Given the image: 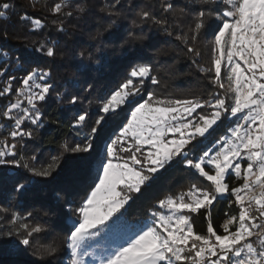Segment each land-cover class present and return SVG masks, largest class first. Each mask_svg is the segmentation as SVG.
Returning <instances> with one entry per match:
<instances>
[{
  "label": "snow or ice",
  "instance_id": "1",
  "mask_svg": "<svg viewBox=\"0 0 264 264\" xmlns=\"http://www.w3.org/2000/svg\"><path fill=\"white\" fill-rule=\"evenodd\" d=\"M225 2L228 7L221 8ZM10 7L9 3H3L0 18L6 17ZM65 7L67 5L56 3L51 11L59 15ZM123 8V0H111L110 5L100 10L115 16ZM161 8L165 13H172L176 5L165 0ZM76 10L91 14V8L82 5H77ZM180 11L185 9L180 8ZM63 14L71 17L73 11ZM213 15L218 23L206 24ZM140 16L144 20H155L148 11H142ZM20 19L31 18L21 16ZM195 21L192 38H198L201 29H207L214 36L213 51L218 53L212 67L202 71L214 72L210 82L223 89L222 63L226 62L229 67L225 79L230 95L216 93L210 99L197 101L159 99L149 93L147 100L135 106L130 116H125L126 123L119 126L114 139L109 137L104 158L99 161L98 183L75 210L77 219L68 229L66 239L69 264H264V0H202ZM37 25H40L39 20L34 22L33 28ZM63 30V27L58 28V31ZM41 50L47 57L55 55L53 47L44 49L42 45ZM188 51L200 55L193 47ZM7 71L0 66V76L6 80L0 97L13 92ZM152 71L149 63L133 67L130 77H138L139 81L134 84L133 79H127L104 99L87 135L72 147L64 145V151L92 152L93 139L105 130L104 125L112 120L113 114L119 115L122 105L133 106L134 99L129 98L142 94L144 82L150 79L152 84L159 83ZM50 75L49 71L32 69L24 76L22 87L15 90V101L2 113L12 121L8 133L12 142H0V164L11 163L45 178L52 174L54 165L37 169L20 161L21 152L27 151L26 140L34 139L35 130L44 127L41 108L53 90V85L47 82ZM21 98L26 100L27 107L22 106ZM78 99V95H73L69 102L76 104ZM204 108L211 111L197 112ZM14 110L18 111L14 113ZM87 117L86 112L78 114L75 127H83ZM222 119L229 121L228 133L212 148H202L203 140L199 138L207 139L206 134L211 135L209 130H214L213 126ZM25 122L35 128L24 130ZM77 135L82 133L78 131ZM119 153L128 155L124 157ZM8 156L13 159H5ZM177 157V162L211 182L212 189L193 183L185 193L160 199L156 210L150 212V223L122 230L116 214L133 200V193L142 194V187L154 181V174ZM233 175L242 180L239 186L230 187L228 181ZM17 191L23 192L26 188L19 184ZM221 199L228 200L229 208L235 204L238 214L225 213L227 219L220 225L222 233H218L213 227L212 213ZM202 211L207 221L206 234L194 231L188 215ZM12 222H16L15 217ZM22 227L27 235L20 242L25 246L31 244L29 237L43 232L41 226L29 227L25 223ZM102 232L105 243L101 245L97 241L100 250L88 251L91 245L86 242ZM56 252L55 247H50L49 257L54 258ZM85 256L92 259L86 261Z\"/></svg>",
  "mask_w": 264,
  "mask_h": 264
},
{
  "label": "trees",
  "instance_id": "2",
  "mask_svg": "<svg viewBox=\"0 0 264 264\" xmlns=\"http://www.w3.org/2000/svg\"><path fill=\"white\" fill-rule=\"evenodd\" d=\"M164 2L123 0L120 14L110 16L100 9L110 5L111 0H0V10L3 3L11 5L6 17L0 18V66L7 68L6 75L13 85L11 94L0 97L1 123L12 124L2 113L15 101V90L22 87L24 76L32 69L49 71L47 82L53 85V90L41 108L44 127L35 130L34 139L26 140L27 151L21 152L20 162L37 169L54 165L52 174L45 178L11 163L0 164V264H65L70 258L66 247L68 229L72 228L70 218L77 219L75 210L94 189L96 165L104 158L109 137L115 138L119 126L126 123L125 116L147 100L149 93L159 99L197 101L210 99L216 93L228 94L225 87L221 89L210 82L214 72L202 71L211 68L218 55L213 51V34L201 29L198 38H192L191 29L202 0H168L176 5L172 13L163 12ZM56 3L67 5L59 15L51 11ZM77 5L91 8V14L80 13ZM220 7L228 6L225 2ZM180 8L185 11L181 12ZM69 10L73 15L64 16ZM142 11L150 12L155 20L142 19ZM21 16L31 19L21 20ZM36 20L40 25L34 29ZM205 23L218 21L213 15ZM59 27L64 30L58 31ZM42 45L44 49L53 47L54 57H47L41 50ZM190 47L200 55L189 52ZM139 63H149L159 83L152 84L150 79L144 82V90L134 98L133 106L126 104L118 109L119 115L113 114L112 120L104 125L105 130L93 139L92 152L64 151V145L72 147L87 135L104 99L127 79H133L134 84L139 81L140 78L130 77L132 68ZM225 75L222 69L223 83ZM5 83V77L0 76V89ZM73 95L79 96L76 104L69 102ZM210 111L197 109L198 113ZM85 112L88 117L83 127H75L77 115ZM22 128L28 130L35 126L25 123ZM78 131L82 135H77ZM228 131L229 121L222 119L207 139L199 138L203 140L201 147L209 149ZM0 140L12 142L8 132L2 133ZM119 155L126 157L128 153ZM178 160L179 157L155 173L154 181L142 187V194L133 193V200L116 215L126 223L145 224L152 220L150 212L156 210L160 199L185 193L193 183L212 189L211 182ZM228 182L232 187L239 186L242 180L233 175ZM19 184L26 191H17ZM225 213L238 214V208L235 204L229 208L228 200L221 199L212 213L213 227L218 233H222L220 225L227 219ZM188 215L194 231L206 234L203 211ZM25 223L43 228L42 233L29 237L30 246L20 242L27 235L22 227ZM50 247L57 249L54 258L48 255Z\"/></svg>",
  "mask_w": 264,
  "mask_h": 264
},
{
  "label": "rangeland",
  "instance_id": "3",
  "mask_svg": "<svg viewBox=\"0 0 264 264\" xmlns=\"http://www.w3.org/2000/svg\"><path fill=\"white\" fill-rule=\"evenodd\" d=\"M214 39V38H213ZM214 41V40H213ZM217 53V52H216ZM218 54V53H217ZM228 67H229V65L226 63V62H224V63H222V69L226 72L227 71V69H228ZM138 78V77H137ZM223 81H224V84H225V88L227 89L228 88V81L223 77ZM229 95H230V93H228ZM138 96H140V95H138ZM129 99H134V98H129ZM21 100L23 101V103H22V106L23 107H27V102H26V100H24L23 98H21ZM143 103V102H142ZM126 105V104H125ZM122 106H124V105H122ZM122 106H121V108H122ZM138 106V105H137ZM18 110H14V113L15 112H17ZM194 116H195V113L193 114ZM129 116H130V114H129ZM7 119V118H6ZM233 119H235V118H233ZM8 120V119H7ZM221 121H219L218 122V124L220 123ZM25 123H28V122H25ZM217 124V125H218ZM12 125V124H11ZM11 125L10 124H8L7 122H5V123H1V119H0V135L2 134V133H4V132H10L11 131ZM217 125L216 126H213L214 128L215 127H217ZM213 129H210L209 131L211 132ZM206 135H208V134H206ZM10 136V135H9ZM114 139V138H113ZM0 142H2L1 140H0ZM210 148H212V146L210 147ZM97 166H98V164L96 165V172H97V175H98V170H97ZM162 170V169H161ZM160 171V170H159ZM97 177V176H96ZM96 183H98V180L96 179ZM130 202V201H129ZM162 211H164V210H162ZM117 216V215H116ZM116 216H114L113 217V220H115L116 219ZM74 220H76L75 218H70V221H69V224L72 226L73 225V221ZM151 221H149V222H146V223H150ZM109 224H111L112 223V221H109L108 222ZM138 225H143V224H131V223H126V222H123L121 219H120V221H119V224H118V226L122 229V230H126V229H128V228H130V227H133V226H138ZM103 237H104V233L102 232L101 233V235L100 236H97V237H95L93 240H90V241H87L86 243H88V244H90L91 245V248H88L87 250L88 251H92L93 249H96V251L98 252L99 250H100V248H99V245L97 244V241H99V244H104L105 243V240L103 239ZM70 251V250H69ZM92 259V257H90V256H85V260L86 261H89V260H91ZM69 260H70V258L68 259L67 258V260H65V264H69Z\"/></svg>",
  "mask_w": 264,
  "mask_h": 264
}]
</instances>
